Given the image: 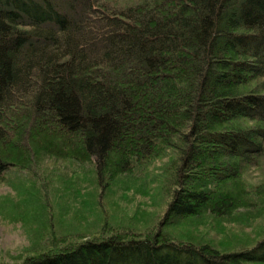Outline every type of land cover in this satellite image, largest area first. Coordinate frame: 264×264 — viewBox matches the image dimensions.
Wrapping results in <instances>:
<instances>
[{
	"label": "trees",
	"instance_id": "obj_1",
	"mask_svg": "<svg viewBox=\"0 0 264 264\" xmlns=\"http://www.w3.org/2000/svg\"><path fill=\"white\" fill-rule=\"evenodd\" d=\"M263 155L264 0H0V182L15 186L6 174L18 170L44 193L63 184L72 201L82 181L142 196L161 183L167 199L145 229L84 202L91 231L51 230L15 264H264V237L219 248L166 230L264 218V183L244 179ZM47 164H72L89 183Z\"/></svg>",
	"mask_w": 264,
	"mask_h": 264
},
{
	"label": "rangeland",
	"instance_id": "obj_2",
	"mask_svg": "<svg viewBox=\"0 0 264 264\" xmlns=\"http://www.w3.org/2000/svg\"><path fill=\"white\" fill-rule=\"evenodd\" d=\"M122 1L135 3L139 0ZM167 161V156L162 160L155 161L146 171L147 178L149 179V175L150 178L157 177L159 172L155 168L161 167ZM45 166L44 170L48 172L57 171L61 177H73L76 181L86 180L89 183L88 175H80L72 164H65L66 171L62 167L58 171L57 167L51 164ZM42 168H44V164ZM39 169L42 171L41 166ZM144 178H146L145 175ZM6 179L14 181L16 185L0 182V264L20 263L26 257L32 256L39 250L38 246H41L44 240L46 244L51 230L55 231V235L60 233L64 235L72 227L71 230L77 231L74 232L75 234H86L91 228L92 218H96V215L94 212L88 213L90 210L85 212L84 202L87 204L92 201L95 206L94 211L102 220L107 219L117 224L122 223L121 226L131 227L134 225H130V223L136 222L142 229L150 226L155 227L161 221V216L166 208L167 199L162 193L161 183L159 185L158 183L148 184V187L145 188L147 195L142 196L143 194H140L136 187L128 192H120L117 187L110 189L109 193H100V190H94L90 187L91 185L86 188L82 181L78 187L81 197L72 201L71 193L65 190L63 184H56L44 193L36 183H31L25 174L14 169L6 174ZM244 179L249 187L259 188L264 183V155L259 159L258 166L246 169ZM33 185L35 189L30 188ZM94 193H97L94 197L100 200L98 205L94 204ZM54 195L58 196V204H64L67 207V213L56 214L43 208L44 196L47 198L45 201L52 204L51 196L54 197ZM37 204L44 210L37 209ZM149 213H154L153 222H143V217H138ZM243 215L241 212L238 213V217L234 219L236 223H219L209 219L208 222L196 224L190 219L191 221L185 220L178 227H169L166 230L175 237L192 239V241L197 239L216 247L223 243L229 244L228 246L232 245L231 248L234 249L252 247L264 237V218L254 222L238 221L245 220L243 218L246 217ZM43 238L44 240L39 242Z\"/></svg>",
	"mask_w": 264,
	"mask_h": 264
}]
</instances>
